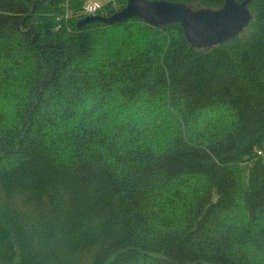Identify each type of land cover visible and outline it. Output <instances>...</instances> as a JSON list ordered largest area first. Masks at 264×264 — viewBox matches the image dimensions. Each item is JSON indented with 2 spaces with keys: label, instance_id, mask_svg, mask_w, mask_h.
Instances as JSON below:
<instances>
[{
  "label": "trees",
  "instance_id": "obj_1",
  "mask_svg": "<svg viewBox=\"0 0 264 264\" xmlns=\"http://www.w3.org/2000/svg\"><path fill=\"white\" fill-rule=\"evenodd\" d=\"M84 1L0 0V264H264V0L211 46Z\"/></svg>",
  "mask_w": 264,
  "mask_h": 264
},
{
  "label": "water",
  "instance_id": "obj_2",
  "mask_svg": "<svg viewBox=\"0 0 264 264\" xmlns=\"http://www.w3.org/2000/svg\"><path fill=\"white\" fill-rule=\"evenodd\" d=\"M137 16L150 24L179 22L186 38L196 46H211L239 33L248 20V9L243 2L224 0L219 8L190 9L180 2L167 0H126L120 9L109 15H86L78 21L104 23L121 22Z\"/></svg>",
  "mask_w": 264,
  "mask_h": 264
},
{
  "label": "built area",
  "instance_id": "obj_3",
  "mask_svg": "<svg viewBox=\"0 0 264 264\" xmlns=\"http://www.w3.org/2000/svg\"><path fill=\"white\" fill-rule=\"evenodd\" d=\"M102 3L97 0H85L81 7V13L85 15L96 14L101 9Z\"/></svg>",
  "mask_w": 264,
  "mask_h": 264
},
{
  "label": "rangeland",
  "instance_id": "obj_4",
  "mask_svg": "<svg viewBox=\"0 0 264 264\" xmlns=\"http://www.w3.org/2000/svg\"><path fill=\"white\" fill-rule=\"evenodd\" d=\"M97 1H99L100 3H102V2H106L108 0H97ZM191 4H192V6H190V5H186V6L188 8H190V9H199V8H201V7L204 6V5H201V4L197 3V2H191Z\"/></svg>",
  "mask_w": 264,
  "mask_h": 264
},
{
  "label": "crops",
  "instance_id": "obj_5",
  "mask_svg": "<svg viewBox=\"0 0 264 264\" xmlns=\"http://www.w3.org/2000/svg\"><path fill=\"white\" fill-rule=\"evenodd\" d=\"M102 3H104V2H102Z\"/></svg>",
  "mask_w": 264,
  "mask_h": 264
}]
</instances>
